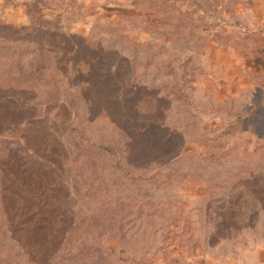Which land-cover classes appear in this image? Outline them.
<instances>
[{
  "label": "rangeland",
  "instance_id": "1",
  "mask_svg": "<svg viewBox=\"0 0 264 264\" xmlns=\"http://www.w3.org/2000/svg\"><path fill=\"white\" fill-rule=\"evenodd\" d=\"M0 264H264V0H0Z\"/></svg>",
  "mask_w": 264,
  "mask_h": 264
},
{
  "label": "trees",
  "instance_id": "2",
  "mask_svg": "<svg viewBox=\"0 0 264 264\" xmlns=\"http://www.w3.org/2000/svg\"><path fill=\"white\" fill-rule=\"evenodd\" d=\"M5 123H6V125L8 126L7 128H10V129H7V130H5V132H9V133H14L15 132V127L17 128L18 126L17 125H14L13 124V119H7L6 121H5ZM12 126L14 127V128H12ZM12 128V129H11ZM104 150H106L105 148H104ZM107 151V150H106ZM121 168V167H120Z\"/></svg>",
  "mask_w": 264,
  "mask_h": 264
}]
</instances>
